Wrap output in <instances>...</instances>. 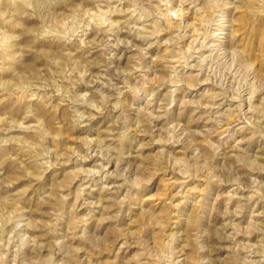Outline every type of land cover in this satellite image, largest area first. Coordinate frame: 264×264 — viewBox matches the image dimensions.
<instances>
[{
  "label": "rangeland",
  "instance_id": "obj_1",
  "mask_svg": "<svg viewBox=\"0 0 264 264\" xmlns=\"http://www.w3.org/2000/svg\"><path fill=\"white\" fill-rule=\"evenodd\" d=\"M0 264H264V0H0Z\"/></svg>",
  "mask_w": 264,
  "mask_h": 264
}]
</instances>
